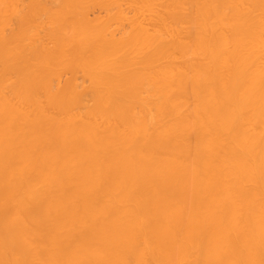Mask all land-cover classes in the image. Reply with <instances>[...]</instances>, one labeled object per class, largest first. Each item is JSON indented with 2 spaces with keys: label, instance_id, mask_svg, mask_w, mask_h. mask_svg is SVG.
<instances>
[{
  "label": "bare ground",
  "instance_id": "6f19581e",
  "mask_svg": "<svg viewBox=\"0 0 264 264\" xmlns=\"http://www.w3.org/2000/svg\"><path fill=\"white\" fill-rule=\"evenodd\" d=\"M0 264H264V0H0Z\"/></svg>",
  "mask_w": 264,
  "mask_h": 264
}]
</instances>
